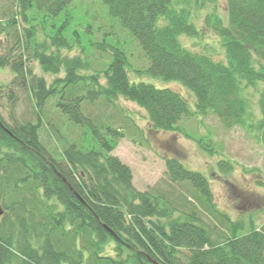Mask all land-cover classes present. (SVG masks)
<instances>
[{"label": "trees", "instance_id": "obj_1", "mask_svg": "<svg viewBox=\"0 0 264 264\" xmlns=\"http://www.w3.org/2000/svg\"><path fill=\"white\" fill-rule=\"evenodd\" d=\"M4 1L0 68L14 76L8 99L24 87L33 117L0 116V264H264V223L237 234L243 225L214 209L200 172L165 160L168 178L188 183L226 233L159 192L137 190L130 168L111 155L116 140L141 134L117 100L143 110L151 130L169 133L192 115L186 100L131 83L125 50L95 39L88 22L86 34L72 26L74 0ZM91 1L139 45L147 65L138 72L179 82L194 96V114L213 115L225 129L255 128L264 141V0H225V19L216 0ZM203 29L218 39L223 59L181 44L180 37L203 39ZM91 50L109 56L101 70L88 60ZM32 63L53 75L50 83L34 76ZM49 108L79 135L46 127ZM195 142L212 153L209 136ZM217 167L232 170L226 161Z\"/></svg>", "mask_w": 264, "mask_h": 264}, {"label": "rangeland", "instance_id": "obj_2", "mask_svg": "<svg viewBox=\"0 0 264 264\" xmlns=\"http://www.w3.org/2000/svg\"><path fill=\"white\" fill-rule=\"evenodd\" d=\"M1 1L0 9H5L7 3L4 0ZM209 5L206 10H210L213 6ZM74 9L76 13L72 26L76 27L81 34L88 22L95 39L126 51L130 64L128 77L131 83L142 82L156 88L174 90L186 100L192 112V115L179 121L178 128L181 132L153 131L149 127L143 110L121 98L116 101L141 131L140 135H132L133 140L128 137L116 140L111 152V155L130 168L133 186L139 191L159 192L178 210L196 211L215 230V233H226L224 223L204 210L199 194L188 183H174L168 178L165 160L176 158L185 168L200 172L206 177L214 209L228 216L231 221L240 222L243 225V229L237 234L247 232L251 226L252 228L260 227L264 223V141L260 140V134L256 129L248 128V126L246 129L241 127L225 129L213 115L201 117L194 114V96L179 82L165 81L146 72H138L145 69L147 65L139 45L117 22L109 19L99 3L91 0H74ZM215 10L225 19V0H216ZM205 11L201 10L197 14L196 21L199 19L201 21ZM81 13H84L87 19L82 18ZM199 24L203 28V24ZM202 38L180 37L179 40L183 46L193 51L211 52L215 60L223 59L224 55L218 39L204 29ZM106 52L109 54L108 51ZM78 53L75 49L70 54ZM87 58L95 70H101L110 59L106 53L96 50L88 52ZM31 69L34 76L44 78L47 83L53 79V75L43 71L37 63H32ZM59 76H62V73ZM13 77L9 68H0V116L8 122L10 119L30 120L33 117L31 114L33 105L24 87H14L12 89L14 100L8 99L11 92L8 86ZM255 100V97L252 98V101ZM86 108L90 110L91 107ZM46 120L48 121L46 127L50 125V127L59 128L61 132L72 138L81 132L80 129L75 130L66 126V119L60 118V115L50 108L46 114ZM207 136L212 141L210 154L199 149L195 142V138ZM221 161H226L232 166L230 173L224 174L218 169L217 165Z\"/></svg>", "mask_w": 264, "mask_h": 264}, {"label": "water", "instance_id": "obj_3", "mask_svg": "<svg viewBox=\"0 0 264 264\" xmlns=\"http://www.w3.org/2000/svg\"><path fill=\"white\" fill-rule=\"evenodd\" d=\"M2 211L0 210V215H1Z\"/></svg>", "mask_w": 264, "mask_h": 264}]
</instances>
